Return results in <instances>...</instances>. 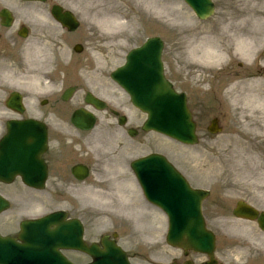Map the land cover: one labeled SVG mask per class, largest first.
<instances>
[{"label":"rangeland","instance_id":"1","mask_svg":"<svg viewBox=\"0 0 264 264\" xmlns=\"http://www.w3.org/2000/svg\"><path fill=\"white\" fill-rule=\"evenodd\" d=\"M95 1L96 0L69 1L74 3L76 17H78V20L83 22L84 24L82 25V28H89L87 29V32L92 33V28L97 29V27H102L100 26V24L102 20H104V18L108 16H116L120 18V20L122 19L121 22H123V24H120L122 26L116 27L124 28L122 29V31L126 32V34L129 35L124 40L126 42V44L124 45L128 48L132 47L134 44H136V42L140 40L142 41L144 36L155 35L161 37L165 41V50L163 52L162 60L164 62L166 75L172 81L174 88L177 91L187 90L192 94L194 92L204 94L203 88L207 86V84H205V82L207 81L205 77L210 74L211 79H213L216 72L214 70L212 71V69H216L217 66H215V68L213 66L210 68H201L198 66V64L191 65L188 55L185 56V53H183L182 48L180 47V30L182 27H184V25V28L188 30L187 27L189 26V23L193 21L197 22V20H195V18L193 17V19L191 18V12L183 8V5L179 0H145V3L143 2L142 4H139L138 0H110L106 1L102 7H100L99 5L94 6L92 3ZM213 1L216 4V11L214 12L213 17L203 23L197 22L202 26V28L207 30L208 27H212L216 22H218L220 20L219 18L222 16L223 19L226 20H229L228 18H231L232 22L252 21L255 24H259L260 27L264 29V19L259 20L258 18L256 19L257 21L253 19L255 18L254 15L256 14H258V16H264V5L262 4L264 0ZM152 2L153 4H150ZM26 11H28V9H26L24 13ZM95 23H99V25L97 24L98 26H94ZM104 26H107V24H105ZM135 33H137V36L135 35ZM116 37L120 36L118 35ZM206 43L207 41L202 40L200 46L202 45V47H204ZM85 56L86 54H83L78 59L81 60ZM67 60H69L67 57L57 55L52 61V67H50L49 62L40 60L39 69L47 70L52 68L53 70L66 69L68 71H73L75 69H82V65L88 63V61L83 60L82 63H79L81 65L77 64L72 68V63L69 64ZM118 62V60L113 62L112 65L107 67V70L115 64L117 65ZM28 64L29 66H32L34 70L38 65V61L29 60ZM91 64L94 65L92 61ZM23 67V65L22 67L20 65L18 67V70L20 72H12V77L8 75L5 80L2 79V75L0 74V107H2L1 101L4 96H6L7 93L14 88L10 85L16 83V87H22V90H20V92L28 100V102L25 103L26 111L23 114V117H31L34 115L38 116V114H35L34 111L36 109L37 111H39V103L43 99V97H40L41 93L39 92L33 93L29 87V84H24L25 87L22 85L20 76L23 74ZM194 67H196L198 70L202 69L203 71H206L203 74L201 72V76L199 78H194L193 76L196 77L197 74L195 73L194 75H192L190 73L191 69H193ZM103 69H105V67H103ZM203 99L207 102L212 101L207 96H203ZM237 101L242 102L244 100L237 99ZM240 109L241 108L238 107L230 108V113H232V116H229L230 114H228L225 119V122L230 120L228 129L229 131L236 134H244L243 138H237L238 143L234 139L232 145L230 143L229 146H224L227 143L224 142L223 137L214 140L207 139L204 135V130H202L203 125L205 124V121H203L198 131L199 140L195 146H183L175 141L167 140L166 138L158 136L154 137L152 135L154 141H159L155 143V145L152 147V150L166 152L172 163L184 174H186L191 183L196 187L209 186L207 183H201V181L197 179V176L199 175L198 172L200 171L196 169L197 166H215L216 168L217 162H219V167H217L219 169L216 168L215 170L221 172L225 170V168H230V166L233 165L232 157H234L235 159H242L244 156L241 152H244L245 155L248 156L249 161L246 163L247 165H251L254 163L258 164L257 162L259 159L255 160L254 158L257 154L255 152L258 150V145L261 143V136L253 134L259 132H250L245 130L243 122H250L252 124H256V126H260L264 122L260 117V111L256 109L252 111ZM0 113L2 112L0 111ZM9 115V112L4 111L3 114H0V120L1 118H7ZM228 118L229 120H227ZM3 127L4 126L0 124V136L2 134ZM101 128L102 130H105V126L102 125ZM99 130L100 129L96 127L94 131L90 133V141H94L97 138V133H99ZM104 135H106L105 132ZM137 141L139 143L142 142L140 138H138ZM146 143L148 142H145V145L143 146L140 145L138 150L139 152L134 154L128 153V151L126 150L127 147L125 146L124 152H126L127 154L123 155L122 163L126 165V163L128 164L129 161L132 158H135L136 155L149 151L145 147ZM116 144L117 143H115V145ZM114 146L113 144L110 146L112 147V150L114 149ZM112 152L116 153L114 152V150ZM95 153L99 154L101 153V150L99 149L95 151ZM104 159L105 158H102V161H104ZM99 170L101 171L97 172V175L95 176L98 181H100L102 176L105 175L102 172L103 169ZM115 181L116 180H114V182ZM15 184H18V187L21 188H19V190H10L9 187L0 186V191L3 196L10 200L9 209L0 217V230L3 232L6 231L8 233L14 234L15 230H17V224L20 220L25 218L37 217L38 215L49 213L50 211L64 209L68 212L70 217L78 218L82 223L85 224V237L90 239L89 234L90 232L93 233L94 228L96 230V236H101L104 234L111 235L113 233H116V240H118V243L121 246H124L127 250H130L129 252H131L134 247L141 243L140 238L148 234V232L141 230L139 228V225L143 223L147 226V220L149 223L152 222V218L149 217L148 214L149 211L147 209H144L140 205L141 199L137 194L138 188L134 184H131L130 186H127V188H125V205H129L131 209L134 210V213L136 215H140L142 219L137 222L131 223L129 227H126L125 223L122 224V222L119 224H112L111 222L108 223L105 220H102L100 223L103 226L102 229H98V226H95L93 224L95 220L92 217V213L89 210H85L87 207H85L84 204H80L78 202H81V200L84 199V195L93 194L94 190L104 189V191L108 194L109 191L106 188L110 187L111 183L100 185L99 187L94 188V190L91 188L75 190L73 194L68 190H56L52 189L51 186H48L44 189V192L40 193L41 198L37 197L38 192L30 191L25 188H23L25 190H22V186L19 183ZM110 196H112V194H110ZM87 197L88 196H86V198ZM92 210L96 211V213L102 214L104 217L101 218H107L110 221H112L117 213L122 218L130 215L129 212H125L124 210L118 212L116 208L105 210L104 213L101 212L100 208H93ZM210 223L214 227L223 226L225 229L228 225L227 218L220 221L210 220ZM158 228H160L159 224ZM95 238L90 240L93 241L95 240ZM149 242L150 240L148 242H144V244L147 245ZM133 256L136 258V255Z\"/></svg>","mask_w":264,"mask_h":264},{"label":"water","instance_id":"2","mask_svg":"<svg viewBox=\"0 0 264 264\" xmlns=\"http://www.w3.org/2000/svg\"><path fill=\"white\" fill-rule=\"evenodd\" d=\"M187 1L200 16H208L211 13L212 5L207 0L204 2L203 0ZM154 46V55L148 63L144 59L136 61L137 67L140 69V78L132 75L133 72L128 73L136 81V86L130 87L132 100L148 114L147 124L151 128L186 143H192L194 141L192 124L185 106L183 107L184 98L182 95H176L170 85L163 80L159 61L160 46ZM143 64L145 69L141 70ZM179 104L181 107L178 106ZM182 115L186 125L184 129L188 133L186 136L179 134L182 131V126L172 121ZM90 124L91 121H88L85 125L89 126ZM36 133L35 125L30 122L8 124V134L0 143V181L10 182L18 174L25 184L35 187L42 186L45 172L40 166L41 161L38 155L41 151L39 148L44 143V135L43 132ZM148 194L152 195V190L148 189ZM163 204L170 217L171 232L168 241L172 245L198 251L211 249L212 236L204 231L202 223L196 218L197 215L190 216L195 212L188 211L186 205L178 209L166 203ZM3 208L0 200V211ZM26 225V223L22 224V229ZM192 231L194 233H191Z\"/></svg>","mask_w":264,"mask_h":264},{"label":"flooded vegetation","instance_id":"3","mask_svg":"<svg viewBox=\"0 0 264 264\" xmlns=\"http://www.w3.org/2000/svg\"><path fill=\"white\" fill-rule=\"evenodd\" d=\"M47 35H48L47 33H41L42 37H46ZM10 40H11L10 33L0 26V55H6V52L9 50L7 44H9ZM110 51L116 54L118 52V50H114V49H110ZM259 73L262 77V82L264 83V67L259 70ZM65 81L69 82L70 79L65 78ZM105 81H106V75L99 76L98 79L92 80L93 88L95 89L94 93L96 94V97H100V95L97 93V90L99 92H104L107 95L115 97L114 89L111 91H108L104 88ZM262 93L264 95V91ZM81 103L82 105H84L83 107H86L85 102H84V96L82 97ZM261 104L264 106V101H262ZM46 161L48 164L51 163L50 159H46ZM58 165H60L61 167L70 166V164L66 162L59 163ZM215 191H216V188H215ZM216 194L217 196H219L218 197L219 201L233 206L232 208H234L235 204L238 201H243L244 203H247L254 207L257 205L261 207L264 206V183H260L258 187L249 188V187H240L236 182H229L226 184L225 187L217 188ZM222 196H226V197L223 198ZM225 200L226 202H224ZM228 239H229L228 245L226 247H222V248L216 247L215 250L217 254H218V251L220 250L221 257H222V253L223 254L227 253V257L233 259L235 258V251H236L235 241L232 238V236H230ZM169 256H170V253L167 252L164 254L163 258H166ZM146 259L147 260L141 261L142 264L144 263L145 264H152V263L156 264L154 263V258L150 256L149 253L146 254ZM172 262L173 263L175 262L176 264H206L205 259H201L199 256H195L191 252H186V253L181 252L178 258L177 257L168 258L167 264H172ZM246 263L247 262H245L244 264ZM216 264L218 263L216 262Z\"/></svg>","mask_w":264,"mask_h":264},{"label":"bare ground","instance_id":"4","mask_svg":"<svg viewBox=\"0 0 264 264\" xmlns=\"http://www.w3.org/2000/svg\"><path fill=\"white\" fill-rule=\"evenodd\" d=\"M106 1H110V0H96L95 2H93L92 4L94 6H100L102 7L104 5V3ZM139 4H142L143 2L145 3V0H138ZM150 4H153L150 3ZM122 19L120 20V18L116 17V16H108L106 18H104V20H102V23L107 24V27H113V26H122L120 25L123 24V22H121ZM115 28V27H114ZM187 52H190L189 56L192 58V61L197 63V64H201V65H214L219 61V56H218V52L216 53L215 49L213 47L209 46H205L202 50H197L191 47V44L187 46L186 48ZM29 56V51L27 52V57ZM25 80L34 85L36 84V79L34 77H32L31 75H29L28 73H26L25 75ZM243 163L239 162L237 163L238 168L242 167ZM118 193H120V190H117ZM86 196H88L86 198ZM109 196H106V194H101V195H96L93 194L92 196L90 194L84 195V199H82V204H84L87 209L92 210L93 208H100V209H107V208H111L112 205V200L108 199ZM123 196H118V198H122ZM99 226H102L101 224H99Z\"/></svg>","mask_w":264,"mask_h":264}]
</instances>
